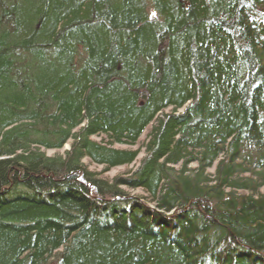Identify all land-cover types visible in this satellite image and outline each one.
Wrapping results in <instances>:
<instances>
[{
    "label": "trees",
    "instance_id": "16d2710c",
    "mask_svg": "<svg viewBox=\"0 0 264 264\" xmlns=\"http://www.w3.org/2000/svg\"><path fill=\"white\" fill-rule=\"evenodd\" d=\"M262 188L264 0H0V264H264Z\"/></svg>",
    "mask_w": 264,
    "mask_h": 264
},
{
    "label": "rangeland",
    "instance_id": "374dc122",
    "mask_svg": "<svg viewBox=\"0 0 264 264\" xmlns=\"http://www.w3.org/2000/svg\"><path fill=\"white\" fill-rule=\"evenodd\" d=\"M149 129H147L141 136L140 140L138 141V143L134 146H128V145H116V147L118 148H121V149H128V150H138L140 149L141 153L137 159V161L130 165V166H120V167H117V168H114L110 171H106L105 170V167L104 166H101V165H96V164H92L90 163L88 160L87 163L90 164V169L95 171V172H98V173H101L102 174V177H107L108 179H112L113 177L119 175V174H123L129 170H132V169H135L140 161L142 160V158L145 156V153H144V150H143V143L145 142V139H146V136H147V133H148ZM70 148V145L67 144L63 149H59V150H46L45 152L48 154V155H57V154H64L65 151L67 149ZM214 169H211L210 172H214ZM261 192L264 193V188L261 189Z\"/></svg>",
    "mask_w": 264,
    "mask_h": 264
}]
</instances>
